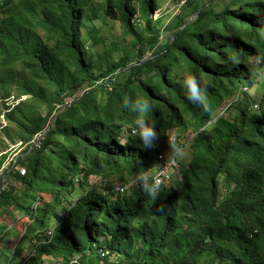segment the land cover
<instances>
[{
  "label": "trees",
  "instance_id": "16d2710c",
  "mask_svg": "<svg viewBox=\"0 0 264 264\" xmlns=\"http://www.w3.org/2000/svg\"><path fill=\"white\" fill-rule=\"evenodd\" d=\"M92 1L0 0L2 95L10 96L14 84L18 97L51 95L45 116L17 119L15 108L7 113L24 143L45 133L41 148L26 150L2 174L0 216L18 210L25 224L13 248L0 247V264H19L27 247L28 264H45L46 256H60V264H264V98L257 110L245 101L236 120L215 115L255 83L254 61L264 67V0H187L167 25L172 35L165 44L160 22L151 17L158 0H139V7L136 0H105L107 15L121 21L138 48V59L127 52L117 62L86 48L83 28ZM87 34L100 42L95 28ZM17 63L32 78L16 81L11 71ZM188 71L207 85V110L187 99L182 82ZM137 96L153 105L145 118L157 131L193 125L196 133L192 159L179 164V179L153 204L137 185L116 194L109 179L127 182L157 163L153 148L131 133L125 141L121 135L137 116L125 101ZM61 154L54 194L38 187L33 205L8 189L11 181L24 182L28 198L34 183L49 185L42 160ZM4 163L5 157L0 170ZM91 175L104 183L73 202ZM54 217L59 222L52 227Z\"/></svg>",
  "mask_w": 264,
  "mask_h": 264
},
{
  "label": "rangeland",
  "instance_id": "374dc122",
  "mask_svg": "<svg viewBox=\"0 0 264 264\" xmlns=\"http://www.w3.org/2000/svg\"><path fill=\"white\" fill-rule=\"evenodd\" d=\"M187 2V0H158V9L151 13V17L156 23L160 22V26L163 29L160 37L161 44H165L169 40V38H171L172 30H170L167 25H169L173 21L175 16H177L176 14L180 12V10L184 7L185 4H187ZM136 4L139 7V0H136ZM87 12L88 18L86 20V26L83 28V30L86 33V48L89 54L96 58H100L102 57V55L107 53V56H109V61L117 62L128 52L132 58L138 59V48L135 44V41L133 40V37L124 30V27L121 24L120 20L114 19L107 15L105 0H93ZM136 19L143 27L145 16L142 11H140L136 15ZM94 28L97 30V35L100 40L98 44H94L93 40L91 39V35L87 34L88 31ZM101 63L103 65H107L108 61L107 59H102ZM252 65L255 73V83L252 86H249L248 92L246 93V95H244L246 98L244 99V96L237 97V94H235L231 99V102H234L235 104L229 106L228 108L226 106H228L229 104L225 105V107L221 109L219 108L215 112L216 116H220L223 114L224 117L230 120H236L237 116L239 115V108L243 105V103H245V101L250 105V100L252 102H261V100L264 98V67H262L258 61H254ZM7 72L9 73V71ZM97 72H99L98 69ZM11 73L14 75L16 81H22L26 77L32 78V74L29 72V70H24L22 64L20 63H17L15 66H13ZM10 87V95L17 96V89L15 87V84ZM87 87V84H85L82 88H80L78 95H81V93H83L87 89ZM2 93L3 92L0 91V98L7 97L3 96ZM22 96H26L24 97L25 99H23L20 104L15 107V117L17 119H23V114H32V116L36 113H40L42 116H45L47 114L48 107L46 105V100L48 101L49 99H51L50 94H48V98L46 100L33 95L24 94ZM72 100L73 98H66L67 102H71ZM225 108L227 109L223 112ZM212 126V124L209 125V127ZM130 133L131 131H129L126 127L122 130L121 135L124 141ZM172 133L177 136V143L183 148L184 156L183 158L176 157L178 167L173 171V173L171 174L172 179L170 178L171 180L166 183V185L179 179V177L176 176L179 164H187L193 157V151L191 147L193 139L192 141H190L188 146H184V142L187 141L189 137L193 136V134L195 133L193 125H190L188 128L180 127L174 129L168 134H163L160 132L159 139L155 142V144H157L160 151L164 152V154H166L167 156L173 154L167 142V138H169ZM21 135L22 129L16 125V122L14 120L9 119L6 116L3 122L0 117V159L5 157V163L3 165L4 170H7L8 167L10 168V166H12V164L10 165V162L13 163V161L19 156H23V153H25L26 150L29 151V149L24 146L26 142H23ZM63 157V154H61L58 158H50V161L48 162L46 160H42L41 173L50 174V184L46 185L43 179H41L40 183L38 184L34 183L29 191L28 198L25 195L27 192V188L24 182L20 183L17 181H11L8 189L13 190L16 196L21 195L20 197L24 202L33 205H35L38 201L39 189L41 190V193H45L47 190H49L51 194H54L55 178L57 175L61 177L63 174V166L61 164L63 161ZM153 158L157 162V151L154 147ZM31 162V166L34 168V153L31 155ZM59 164L61 165L58 166ZM157 171L158 169L155 164L150 172L151 174H156ZM3 179L4 177L0 173V185H2ZM103 179L104 177L102 176L91 175L88 180H84L85 185L83 187H77L78 189L75 192L73 202H75L76 199L83 195V193L86 191V188H90L96 185L99 188V186L101 185L100 182L103 181ZM109 179L115 184H119L122 182L120 179H118L117 175H111ZM38 187L40 188L38 189ZM158 199L159 197L157 198V200ZM14 213L15 214L13 215V217L12 214L0 216L1 248L3 246L7 248H13L18 238L24 232L23 230H21V227H23V224H25L24 216L21 217L22 213H20L18 210ZM58 222L59 220H57L55 217L52 218V227ZM30 248L31 247H27L26 251L21 255V257L19 258V264H28L27 257L31 252ZM45 258V264L61 263L60 256H46ZM113 258L114 257L112 256L111 259Z\"/></svg>",
  "mask_w": 264,
  "mask_h": 264
},
{
  "label": "clouds",
  "instance_id": "9594fccd",
  "mask_svg": "<svg viewBox=\"0 0 264 264\" xmlns=\"http://www.w3.org/2000/svg\"><path fill=\"white\" fill-rule=\"evenodd\" d=\"M233 60H235V57H233ZM182 87L186 90V96L190 102L205 110L208 109L206 83L202 87L201 81L188 71L183 76ZM125 107L130 108L132 112L137 114L134 126L131 129V136L138 138L146 149L155 147V142L159 139L160 132L157 131L155 121L149 123L145 118L147 113L152 110L153 105L148 99L137 96L135 99L126 100ZM167 142L174 155L178 158H183L184 150L176 139L174 137L167 138ZM141 169L133 177V183L142 189L149 198L150 204H153L161 196L167 185L164 183V178L160 175L151 174L150 168L141 167Z\"/></svg>",
  "mask_w": 264,
  "mask_h": 264
},
{
  "label": "built area",
  "instance_id": "2783aa9c",
  "mask_svg": "<svg viewBox=\"0 0 264 264\" xmlns=\"http://www.w3.org/2000/svg\"><path fill=\"white\" fill-rule=\"evenodd\" d=\"M248 89H249L248 86H243L242 92L244 94L241 92H237V97H243L244 95H246V93L248 92ZM24 97H26V96L17 97L15 95H10V96L5 97V98H0V117H1L3 122L7 116V113L11 112L17 105H19L20 102L23 99H25ZM251 106L253 109L257 110L260 107V103L251 101ZM224 111H225V109L223 110V112ZM44 133H45V131L37 134L36 137L34 138V140L30 144L26 143L24 146L27 147L29 145V150H31L33 147L41 148ZM195 135H196V133H194L193 136L189 137V139L184 142V146H188L190 141H192V139L195 137ZM171 137H174L176 139V141L178 140L177 136L174 133H172L171 136H169V138H171ZM157 147H158L157 144H155L154 148H157ZM15 163H16V159L13 161L11 168L15 166ZM156 166H157L158 171L156 174H153V175H160L162 178H164V183L166 184L170 180L171 174L173 173V171L178 167L177 158L174 155V153L171 154L170 156H167L166 154H164V152H160L157 155ZM21 171L25 172V168H22ZM0 173L1 174L4 173V166L0 170ZM3 177H4V175H3ZM3 180H5V179H3ZM102 183H104V182L102 181ZM134 186H136V185L133 183V178H132L127 182H121L119 184H116L112 190L116 194L123 195L125 193L130 192L134 188ZM101 191L103 193H108V190L105 187L102 188Z\"/></svg>",
  "mask_w": 264,
  "mask_h": 264
}]
</instances>
